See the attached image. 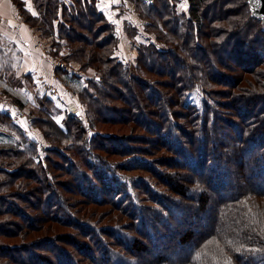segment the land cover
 I'll return each mask as SVG.
<instances>
[{
  "label": "trees",
  "instance_id": "16d2710c",
  "mask_svg": "<svg viewBox=\"0 0 264 264\" xmlns=\"http://www.w3.org/2000/svg\"><path fill=\"white\" fill-rule=\"evenodd\" d=\"M12 1L87 77L84 117L67 111L60 124L56 98L38 95L29 123L44 143L0 110V135L15 131L0 143V226L26 221L11 222L20 242L0 243V264H264V22L247 0H132L151 35L133 68L96 0ZM15 71L0 46V75ZM110 123L133 125L111 135ZM52 157L68 163L64 191ZM39 222L70 230L48 237Z\"/></svg>",
  "mask_w": 264,
  "mask_h": 264
},
{
  "label": "rangeland",
  "instance_id": "374dc122",
  "mask_svg": "<svg viewBox=\"0 0 264 264\" xmlns=\"http://www.w3.org/2000/svg\"><path fill=\"white\" fill-rule=\"evenodd\" d=\"M102 1L103 0H96V5L98 9L105 14V17L108 23L113 24L115 28V34L118 40L115 46V49H114V55H116L119 59H121V61L125 63V65H127L129 68H133L134 57L137 54V51L135 49L137 44L139 42L146 41L147 38H149L148 36H151V35L143 31L142 25H141L142 21H140L137 18L136 14L133 11L132 0H124V1L122 0L119 4L120 6L119 5L112 6V3H106ZM105 6H108V7H105ZM178 7L179 9H184L186 7L185 0L180 1V4ZM20 16L22 17L21 14ZM128 28L132 29L131 34H130V31L128 33ZM32 30L34 31L35 35L39 36L38 31H36L34 28H32ZM35 44H36L37 49H39L41 52H43L49 57V59L47 58L46 61L50 64V66H53V68L56 70L57 68L55 67V65L58 59L56 58L57 56H53L49 52L50 47H49L48 41L47 40L44 41L39 38L38 43H35ZM0 46L2 47L4 51L10 52V55L12 57L13 66L16 68V71L14 73L13 72L6 73L4 74L3 77L0 75V110H2L4 113L11 116V120H13L14 123L19 126L21 131H23V134H26L31 139L35 138L36 140L39 141V143H44L42 136L39 134L38 129H36L34 126H31L29 123V113H30L29 110H31L33 107H36L37 98H38V95L41 94L42 89L44 91H49L55 98H57V100L54 101L55 106L54 108H52V111H54L53 113L56 114L54 118L56 119L58 123L61 124L62 117L67 111L69 112L75 111L76 113H79L81 116L84 117L85 110H84L83 104H81V102L78 101L76 91L85 83V79L87 76L80 69H78V66L76 63H73L71 61L67 62L66 60H64L65 64L69 67V70L65 72V69H62L64 71H62L61 73L65 72V74H63L61 77H60V73H57V71L54 72L55 74H48L47 72H45L47 74H44V73L39 74L37 72L34 76L30 75L31 78L29 80V78H25L26 72L24 73L21 71L22 58H23V55L21 54V50H20L21 48H17L15 47V45H12L9 43H2L0 44ZM160 46L162 45L160 44L159 47ZM16 49L17 50L19 49L20 51L18 50L19 52H15ZM63 50L64 52L67 53L68 47H63L59 55H63L64 53ZM26 54H29V53L26 52ZM47 68L45 67L44 70L47 71ZM92 73H95V72H92ZM53 75H57L60 78L59 81L61 82V84L57 80V78L54 77ZM54 80L56 82H54ZM44 82H48V83L54 82V84L57 83L61 89V92L58 90L56 86H54L56 88V91L46 90L43 86ZM130 124L133 125V123H130ZM130 124L110 123L106 125L100 124L101 125L100 127L105 128L107 131V134L119 135L122 133H129L130 127H131ZM1 130L4 132V134L0 135V139H1L0 143L1 144H11L12 143L11 139L12 137H14L15 131H13V129L11 128L8 129V127L6 126H3ZM126 144L130 145V142L122 141L121 143L120 141L119 143H113L109 141L106 143V145H108L109 147H112L113 145H115L114 147L118 149H121ZM51 146L55 147L54 143L51 142ZM56 148L64 151V149L62 148L60 149V146H56ZM116 151H119V150H116ZM63 153H65V151ZM66 153H71V151H68ZM124 153H126L125 155H123V156H126L124 158L120 157L117 154L111 157L118 159V160L127 159L129 157L128 156L129 152H124ZM53 163H56L55 167H52V168H55V172L53 173L55 174V176L50 171V173H48V175H50L49 178L53 180L55 186L60 191L61 190L64 191V183L66 182V178L63 176L62 173H66L65 169L68 163L66 162V159H58V158L54 159ZM122 163L126 164L127 162H122ZM126 172L130 174H137L139 171L136 169H127ZM76 180H75L76 182H79L81 180L80 174L77 175ZM80 196H76V197L80 198ZM32 199L36 200L35 202L36 204L39 203L37 201L38 198H36V196L33 195ZM34 205L35 204L33 202V206ZM101 209L106 213L109 211L110 213L113 212V209L111 208V206H103L101 207ZM29 212L34 213V212H31V210H29ZM3 219L4 221L6 220V222L7 221H10V222L9 224L7 223L1 224L0 228L2 227L3 228L0 229V231H4V229L9 230L8 227H10V231L8 232L6 231L9 237L7 238L0 237V243H5L6 241L10 243H14V244L19 243L20 242L19 237H18L19 234L16 231H18L20 227H15V226L17 225V226L25 227L24 223L26 221L25 220L22 221L21 219L20 221L19 219L13 220L10 217H7V218L5 217ZM11 222H14L13 224L15 226L12 225ZM39 223H43L41 225V228L43 230V233H45V235L48 237H53L52 236L53 234H59L61 232H66L70 230V228L68 227L53 224V223H49V224H46L47 222H39ZM123 224H125V222ZM7 245H10V244H7ZM23 255L27 256V254H23ZM146 263H148V261H145V264ZM54 264H59V262L55 261Z\"/></svg>",
  "mask_w": 264,
  "mask_h": 264
},
{
  "label": "crops",
  "instance_id": "0c3cea01",
  "mask_svg": "<svg viewBox=\"0 0 264 264\" xmlns=\"http://www.w3.org/2000/svg\"><path fill=\"white\" fill-rule=\"evenodd\" d=\"M103 1L106 3H112V6H118L122 0ZM38 40L39 36L35 35L32 28H30V26L24 22V20L20 16V11L14 4V2L12 0H0V44L9 43L15 45L17 48H21V54L23 55L21 65L22 72L25 73L33 71L34 73L31 74L32 76H34L37 72L39 74H55L54 72L56 70L46 61V59H49V57L35 47V43H38ZM26 52H28L29 54H26ZM45 67H48L47 71L44 70ZM58 70L59 71H57V73H60V77L65 74V72L61 73V69ZM55 86L61 92V89L57 83L55 84ZM42 92H46L47 94L53 96L49 91H44L42 89Z\"/></svg>",
  "mask_w": 264,
  "mask_h": 264
},
{
  "label": "water",
  "instance_id": "95a60500",
  "mask_svg": "<svg viewBox=\"0 0 264 264\" xmlns=\"http://www.w3.org/2000/svg\"><path fill=\"white\" fill-rule=\"evenodd\" d=\"M251 15L264 22V0H247Z\"/></svg>",
  "mask_w": 264,
  "mask_h": 264
},
{
  "label": "built area",
  "instance_id": "2783aa9c",
  "mask_svg": "<svg viewBox=\"0 0 264 264\" xmlns=\"http://www.w3.org/2000/svg\"><path fill=\"white\" fill-rule=\"evenodd\" d=\"M35 47H36V46H35ZM63 52H64V50H63ZM64 53H66V52H64ZM64 53H63V54H64ZM56 58H57L58 60L56 61V65H55V67H59V68H61V69H65V71H68V70H69V67L65 64L64 59L61 58V57H59V56H57ZM33 73H34V72L32 71L31 74H33ZM53 76L56 77L57 80L59 81V77H58L57 75H53ZM54 82H56V81L54 80ZM54 82H53V83L44 82L43 86H44V88H45L46 90L56 91V88L54 87V86H55ZM11 115H12V114H11Z\"/></svg>",
  "mask_w": 264,
  "mask_h": 264
},
{
  "label": "snow or ice",
  "instance_id": "6c2138e0",
  "mask_svg": "<svg viewBox=\"0 0 264 264\" xmlns=\"http://www.w3.org/2000/svg\"><path fill=\"white\" fill-rule=\"evenodd\" d=\"M35 14V13H34Z\"/></svg>",
  "mask_w": 264,
  "mask_h": 264
}]
</instances>
